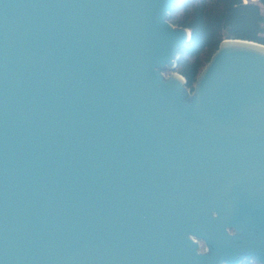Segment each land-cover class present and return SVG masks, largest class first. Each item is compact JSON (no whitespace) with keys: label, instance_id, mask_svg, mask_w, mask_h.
Returning a JSON list of instances; mask_svg holds the SVG:
<instances>
[{"label":"water","instance_id":"1","mask_svg":"<svg viewBox=\"0 0 264 264\" xmlns=\"http://www.w3.org/2000/svg\"><path fill=\"white\" fill-rule=\"evenodd\" d=\"M178 1L0 0V264H264V45L188 96Z\"/></svg>","mask_w":264,"mask_h":264},{"label":"trees","instance_id":"2","mask_svg":"<svg viewBox=\"0 0 264 264\" xmlns=\"http://www.w3.org/2000/svg\"><path fill=\"white\" fill-rule=\"evenodd\" d=\"M264 0H179L169 23L190 32L179 50L175 71L192 92L203 67L219 44L227 39L264 45Z\"/></svg>","mask_w":264,"mask_h":264},{"label":"rangeland","instance_id":"3","mask_svg":"<svg viewBox=\"0 0 264 264\" xmlns=\"http://www.w3.org/2000/svg\"><path fill=\"white\" fill-rule=\"evenodd\" d=\"M246 1H256V0H246ZM262 10H264V8H262ZM172 74H176V75H178V73L175 71V70H167V71H164L163 73H162V75H163V77L165 78V79H168V78H170L171 76H172ZM200 74V73H199ZM199 76V75H198ZM187 92V95L188 96H191L192 95V92H189L188 90L186 91ZM233 232H231V234H232ZM198 244H199V251L201 252V253H204L205 251H206V247H205V245L201 242V241H199L198 242Z\"/></svg>","mask_w":264,"mask_h":264},{"label":"flooded vegetation","instance_id":"4","mask_svg":"<svg viewBox=\"0 0 264 264\" xmlns=\"http://www.w3.org/2000/svg\"><path fill=\"white\" fill-rule=\"evenodd\" d=\"M244 264H258L254 260H248Z\"/></svg>","mask_w":264,"mask_h":264}]
</instances>
